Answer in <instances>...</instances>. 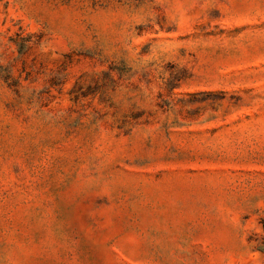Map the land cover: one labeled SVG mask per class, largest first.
Wrapping results in <instances>:
<instances>
[{"label":"rangeland","instance_id":"rangeland-1","mask_svg":"<svg viewBox=\"0 0 264 264\" xmlns=\"http://www.w3.org/2000/svg\"><path fill=\"white\" fill-rule=\"evenodd\" d=\"M0 264H264V0H0Z\"/></svg>","mask_w":264,"mask_h":264},{"label":"trees","instance_id":"trees-1","mask_svg":"<svg viewBox=\"0 0 264 264\" xmlns=\"http://www.w3.org/2000/svg\"><path fill=\"white\" fill-rule=\"evenodd\" d=\"M21 50H22V49H21ZM21 50H20V51H21Z\"/></svg>","mask_w":264,"mask_h":264}]
</instances>
